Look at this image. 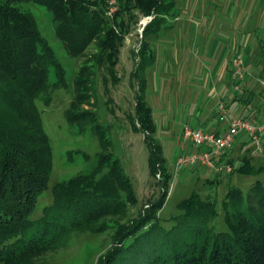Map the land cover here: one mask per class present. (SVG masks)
<instances>
[{"label": "trees", "instance_id": "1", "mask_svg": "<svg viewBox=\"0 0 264 264\" xmlns=\"http://www.w3.org/2000/svg\"><path fill=\"white\" fill-rule=\"evenodd\" d=\"M28 2L51 12L54 36L69 55L81 57L64 117L77 134L89 127L100 145L93 157L82 153L92 163L89 169L53 184L52 201L36 218L31 215L48 187L52 166L36 99L49 86H66L67 80L35 14L23 8ZM174 8V0H118L117 9L108 15L107 0H0V264H37L33 256L63 246L76 231H103L112 216L128 220H114L113 246L99 264H264V186L259 179L247 195L228 186L220 203L223 230L212 221L219 214L216 199L196 190L175 203L178 212L171 216L170 226H164L158 215L172 173L154 135L155 123L144 97V69L154 59L152 37L169 26L177 15ZM143 16L151 19L133 49L131 76L137 93L131 121L144 135L149 174H160L163 190L130 218L129 209L138 200L134 185L111 151L96 109L80 106L93 97L98 69H106L113 82L118 80L120 49ZM261 43L264 50V40ZM51 68L55 80L49 82ZM90 104L95 107V100ZM262 169L264 165L252 163L251 154H244L229 174H258Z\"/></svg>", "mask_w": 264, "mask_h": 264}, {"label": "rangeland", "instance_id": "2", "mask_svg": "<svg viewBox=\"0 0 264 264\" xmlns=\"http://www.w3.org/2000/svg\"><path fill=\"white\" fill-rule=\"evenodd\" d=\"M181 1L189 2L185 3L186 6L192 3L191 0ZM216 1L222 3L221 8L230 7L233 8L234 12L241 11L242 15L248 13L249 16L257 18L258 22L264 13V0ZM23 8L31 10L35 14L41 34L53 47L55 55L64 67L67 80L66 86L58 88L49 86L47 91L40 93L36 99V104L41 113L43 128L50 141L52 157L48 187L39 196L31 215L32 218H36L41 214L42 207L52 201L51 189L53 184L58 180L67 179L80 171L89 169L92 163L84 159L82 153L83 151L87 152L93 157L100 150V145L97 138L90 132L89 127H86L82 134H77L74 125L69 124L64 117V111L68 108L69 102L74 95L73 78L81 57L69 55L62 43L54 36V22L49 10L43 5L30 2L23 4ZM174 9H176L175 11H177L178 16L186 14V10L182 8ZM259 24L261 25V22ZM138 36L139 38H136L133 34L131 43L124 40L116 70L118 80L116 79L113 82L106 69H98L95 76L93 97H89L80 106L86 110L96 109L99 120L106 127V133L110 137V149L120 159L125 172L134 185L136 194H138V200L129 209L130 215L128 217L130 218L135 216L139 211H143L148 203H150V199L156 197L163 190L158 181L159 178L148 173V150L143 140L144 135L140 131L133 129L131 121L137 93V81L131 76V71L135 66L133 49H136V45L139 46L141 35L138 33ZM133 42L134 46L131 47ZM169 63L171 64H168L165 68L161 60L153 61L152 64L150 63L145 67L144 77L146 84L144 97L149 102L148 94L152 96L155 93V98L157 94L159 97L158 108L166 107V112L173 113L174 111L176 114L175 77H177V73L180 70V64L177 61L176 63L172 61ZM104 77H106L105 81L103 80ZM48 78L49 82L55 80L52 68L48 73ZM93 100H95V107L93 104H90ZM47 101L48 103L46 104ZM249 108H251V104ZM179 137L181 138V134ZM181 140L183 141L182 138ZM160 143L163 144L162 139ZM246 146H248L249 150L251 145L248 144ZM69 157L72 158L69 159ZM252 163L254 165H264V152L254 153L252 155ZM166 164L172 173V178L168 187L164 189L168 191L166 192V201L158 211L161 223L166 227L171 224L169 221L171 216L178 212L175 203L184 196H187L192 190H196L203 195L209 194L216 199L219 214L212 221L219 230H223L225 229V225L220 210V203L228 188L227 185L239 188L245 195L251 190L257 179L261 180L264 186L263 169L258 174H245L237 171L231 174H224L214 171L211 173L212 178L216 181L203 186L200 180H196L195 174L194 178L193 175L191 176V167L175 172L169 160H166ZM116 219L120 222L128 220L127 217H108L107 223L109 227L103 231H76L69 236L63 246L54 250L41 252L32 257L33 261L37 264H99L100 258L113 246L112 238L116 228L114 222ZM131 239V237L127 238L125 243L130 242Z\"/></svg>", "mask_w": 264, "mask_h": 264}, {"label": "crops", "instance_id": "3", "mask_svg": "<svg viewBox=\"0 0 264 264\" xmlns=\"http://www.w3.org/2000/svg\"><path fill=\"white\" fill-rule=\"evenodd\" d=\"M174 2L176 8L186 10V14L173 17L168 27L152 37L150 47L154 62L161 60L165 68L170 61L180 64L175 77L176 114L166 112V107L159 109V97L156 94L155 98V93L148 94L149 102L146 101L155 123L154 135L159 142L162 139L163 155L171 167L181 152L192 148L188 141L179 137L184 127H203L214 132L222 130L224 122L219 119L217 110L219 101L225 103L229 115L246 114L255 122L264 121V50L261 45L264 13L258 22L248 13L242 15L233 8H221L222 3L216 0H191V5L187 6L185 3L189 2L186 1ZM136 27L126 35L124 40L128 43H131L133 34L139 38ZM122 48L123 45L120 53ZM233 55L242 57L247 71L242 93H237L231 85L230 59ZM248 144L245 136L239 134L220 161L239 163L244 154H250ZM191 170V176L194 178L195 174L203 186L215 182L211 173L213 169L193 167Z\"/></svg>", "mask_w": 264, "mask_h": 264}, {"label": "built area", "instance_id": "4", "mask_svg": "<svg viewBox=\"0 0 264 264\" xmlns=\"http://www.w3.org/2000/svg\"><path fill=\"white\" fill-rule=\"evenodd\" d=\"M118 6V0H107V14L113 15ZM151 19V16H143L137 23V32L141 35L143 26ZM138 45L136 46V50ZM231 85L237 93L243 92V82L246 76V68L240 55H233L230 59ZM219 119L224 122V127L219 132L207 130L203 127L183 128L181 138L188 141L192 148L181 152L174 160L175 171L184 168L202 167L211 168L216 172L227 174L232 171L230 161H220V158L229 150L236 137L241 134L250 143V154L263 151L261 133L264 131V121L255 122L249 115L236 113L229 115L225 103L217 104ZM156 178L160 174L156 173ZM168 192V191H167Z\"/></svg>", "mask_w": 264, "mask_h": 264}]
</instances>
